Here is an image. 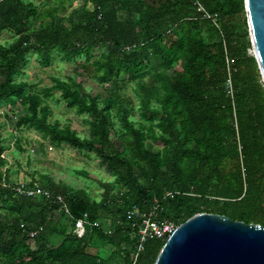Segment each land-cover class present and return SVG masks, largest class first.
Here are the masks:
<instances>
[{"label":"trees","instance_id":"trees-1","mask_svg":"<svg viewBox=\"0 0 264 264\" xmlns=\"http://www.w3.org/2000/svg\"><path fill=\"white\" fill-rule=\"evenodd\" d=\"M54 1L65 9L73 0ZM81 2L65 15L52 7L37 23L31 0H0V33L14 35L0 43V107L17 102L25 109L16 129L31 128L43 114L41 136L99 158L115 192L103 184L97 201L45 176L42 186L65 197L69 217L42 198L0 187V264H131L139 225L131 222L152 209L175 227L204 212L264 226L255 218H264V86L248 53L243 0H199L218 15L219 29L192 0ZM53 53L73 62L76 78L52 77L39 88L18 80L31 54L49 65ZM78 77L107 92H86ZM55 92L84 116L88 138L47 121ZM4 140L0 134V177L13 186ZM133 207L135 220L128 217ZM83 214L98 226L78 238L73 229ZM103 215L110 229L100 224ZM32 230L36 236L27 237ZM165 240H146L135 264H154ZM95 243L111 251L91 253Z\"/></svg>","mask_w":264,"mask_h":264},{"label":"rangeland","instance_id":"rangeland-1","mask_svg":"<svg viewBox=\"0 0 264 264\" xmlns=\"http://www.w3.org/2000/svg\"><path fill=\"white\" fill-rule=\"evenodd\" d=\"M38 9L39 18L36 21L44 22L42 15L48 9L54 7L59 14H67L69 7L76 9L81 8L82 0H73L67 8L57 6L54 0H31ZM68 5V4H66ZM14 35L7 31L0 33V43L9 44ZM250 40V38H249ZM97 51L94 52L96 54ZM250 55L252 49L248 50ZM73 62L62 60L60 56L53 53L52 61L49 65H41L36 60L35 55L29 56V63L24 69V74L18 80L26 81L34 87L51 85V78L58 77L61 79L67 76L77 77L74 71ZM181 65L177 66L179 69ZM171 74V71H169ZM77 81L83 83V88L88 93H100L105 95L107 91L97 83L91 80H85L81 77ZM124 96L131 98L129 88L124 89ZM47 106L50 110L47 121L57 122L60 125L70 124V128L78 133L79 136L88 138L90 133L88 125L83 122L84 116H78L72 110L65 108L55 92L53 97L47 100ZM25 109L17 102L2 105L0 107V134L5 139L4 143L9 148L3 153L6 160V167L10 171V180L14 183L38 184L45 185L44 177H48L53 183L61 184L72 190L84 189L88 196L99 201L103 195V184L111 186L109 192L114 193L113 177L107 168L101 164L100 159L87 151H78L61 145L58 148L51 146L48 140L41 136L40 125H42L43 114L40 115V122L31 128L14 127L15 119L25 114ZM226 210L238 213L239 209L227 207ZM258 221L263 222L264 218L255 217ZM105 229H110L112 219L110 216L103 215L99 220ZM110 248L104 247L98 243L90 249L91 253L103 252L109 254Z\"/></svg>","mask_w":264,"mask_h":264},{"label":"water","instance_id":"water-1","mask_svg":"<svg viewBox=\"0 0 264 264\" xmlns=\"http://www.w3.org/2000/svg\"><path fill=\"white\" fill-rule=\"evenodd\" d=\"M253 57L264 86V0H243ZM154 264H264V226L195 213L166 238Z\"/></svg>","mask_w":264,"mask_h":264},{"label":"built area","instance_id":"built-area-1","mask_svg":"<svg viewBox=\"0 0 264 264\" xmlns=\"http://www.w3.org/2000/svg\"><path fill=\"white\" fill-rule=\"evenodd\" d=\"M193 5L197 10L202 14L203 19L209 20L217 29H219L218 15L216 13H209L205 10L199 0H192ZM228 94L231 95V88L228 82ZM0 187L7 188L13 191L17 196L36 199L42 198L47 201L50 205H53L57 208V211L64 213L70 217L68 206L65 202V197L60 193H55L44 188L38 184L26 185L23 183H15L13 186L6 182L4 176L0 177ZM165 196H172L171 193H166ZM129 219H137L136 209L133 207L128 212ZM139 224V225H138ZM138 225L137 230V240L133 247V253L131 255V264H135L139 254L143 251V244L146 240L151 238L156 239H166L174 230L175 226L167 221H158L155 214V209L149 210L146 213H143L139 222H131V227ZM86 226H98V222H90L88 220L87 214L75 221V226L73 229L74 235L81 238L84 235ZM22 227V226H21ZM110 232V231H109ZM37 234L36 230L28 231L27 237L34 238Z\"/></svg>","mask_w":264,"mask_h":264}]
</instances>
